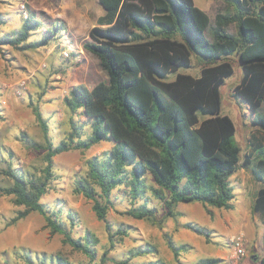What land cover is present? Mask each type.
Here are the masks:
<instances>
[{
  "label": "trees",
  "instance_id": "1",
  "mask_svg": "<svg viewBox=\"0 0 264 264\" xmlns=\"http://www.w3.org/2000/svg\"><path fill=\"white\" fill-rule=\"evenodd\" d=\"M99 1L104 14L84 46L99 57L108 80L93 88L83 84L71 87L64 98L71 113L70 129L57 143L50 137L49 124L39 107H34L46 143L33 147L45 150L44 165L27 172L10 161L3 173L12 184L0 186V191L12 196L13 204L20 207L9 225L40 213L51 232L64 235V243L95 259L98 237L89 230L73 235L79 223L77 213L57 204L47 206L42 199L51 187L57 154L111 141L113 147L90 157L87 173L75 181V192L92 199L96 216L105 222L109 241L101 257L104 263L115 259L111 250L129 234L123 228L114 231L108 221L116 188L133 203L142 200L126 209V214L159 225L177 218L180 202L199 201L210 215V207H234L230 178L238 169L241 147L235 141L233 119L221 114L220 92L234 69L228 60L217 61L226 54H238L243 76L235 93L248 103L253 124L264 129V0H225L234 13L219 12L213 25L195 0ZM234 22L236 33L228 29ZM39 30L43 32L40 39L31 40ZM66 30L63 21L47 24L35 12H28L20 28L0 34V49L7 45L36 49L61 39ZM193 52L206 61L199 76L178 72L173 80L160 77L190 65ZM199 111L210 116L201 119ZM250 143L252 151L243 162L246 166L256 153H264V135L253 133ZM252 174L264 182V156L252 166ZM151 196L162 204L163 217H158L156 206L149 205ZM253 211L264 214V186L258 190ZM183 226L206 237L211 233L192 221ZM168 245L175 256L181 254L172 239ZM20 252L27 264H72L61 253L33 257L29 251ZM158 253V247L148 243L130 248L120 262L133 264L134 257L152 254L153 260L141 264H167ZM218 261L206 257L200 264Z\"/></svg>",
  "mask_w": 264,
  "mask_h": 264
},
{
  "label": "rangeland",
  "instance_id": "2",
  "mask_svg": "<svg viewBox=\"0 0 264 264\" xmlns=\"http://www.w3.org/2000/svg\"><path fill=\"white\" fill-rule=\"evenodd\" d=\"M195 2L209 14L212 25L219 12L234 13L233 6L225 0ZM28 12H35L36 16L47 24L57 20L63 21L67 30L61 39L51 40L49 44L36 49L23 50L8 45L3 50L0 49V186L12 184L3 173L10 161L27 172L37 171L44 165L45 150L33 147L46 143L34 113L35 106L39 107L47 120L49 135L57 143L66 137L70 129L71 113L64 98L69 95L71 87L83 84L93 88L100 81H107L109 78L99 57L84 46L86 41L91 40V29L98 25L99 17L104 14L99 0H2L0 34L20 28ZM228 29L236 33L237 23H231ZM42 33V30H39L33 33L30 39L38 40ZM191 57L190 65H183L178 71L160 77L173 80L178 72L199 76L206 61L194 52ZM221 60L230 61L234 69L220 88L221 114H227L233 119L236 125L235 141L241 147L238 169L230 178V186L235 194L234 207L226 211L239 215L240 190L246 187L249 192L253 188L264 186L263 181L253 177L252 166L255 163L247 168L253 179L240 182L242 161L246 154L252 151L251 135L256 133L261 137L264 135V129L253 124V114L248 103L235 93V87L243 76V66L238 54H226L217 62ZM199 115L201 119L210 116L204 111H199ZM81 119L84 120L85 117ZM112 147L111 141L102 140L85 150L73 149L57 154L54 157L55 175L49 191L42 199L47 206L57 204L66 210L71 208L77 213L79 223L73 235L77 237L89 230L98 237L95 259L64 243V235L51 232L45 226V219L40 213L33 212L9 225V219L20 207L13 204L12 196L4 195L0 191V264H27L21 250L24 253L29 251L33 257L42 253H61L72 264H125L120 261L127 257L130 248L148 243L158 247V256L167 264H200L201 258L208 257L209 251L215 250L218 245L228 244L230 235L240 233L237 227L229 228L225 233L219 231L222 234L211 231L209 245L202 243L193 246L194 240L199 238L196 233L184 228V223L192 221L211 227V224L216 222V219L207 214L201 202H180L177 206L180 213L177 218H168L159 225L126 214V209L133 204L139 205L142 200L133 203L122 189L116 188L113 193L114 204L108 212V221L114 231L123 228L129 231V234L116 242V246L111 250L110 255L115 259L102 263L103 251L108 247V231L105 222L96 216L94 201L75 192V181L87 173L90 157L100 155ZM255 156H264V153L258 152ZM150 181L153 182L151 177ZM149 205L158 208L159 218L165 215L162 204L156 198L151 196ZM168 239H172L182 249L179 256L174 255L168 245ZM154 258L152 254H147L134 257L131 262L141 264Z\"/></svg>",
  "mask_w": 264,
  "mask_h": 264
},
{
  "label": "crops",
  "instance_id": "3",
  "mask_svg": "<svg viewBox=\"0 0 264 264\" xmlns=\"http://www.w3.org/2000/svg\"><path fill=\"white\" fill-rule=\"evenodd\" d=\"M261 158H263V156L254 155L252 157L253 162L251 163V165L257 162ZM244 159L241 165V168L243 170L240 171V179H241L240 182L253 179V177L249 175L248 173L249 171H247V168L251 165H247V166L244 165L243 163ZM261 187L262 186L258 188H253V190L249 192L247 191L246 187L240 190L239 215H236L234 213H227L226 210L228 209L210 207V209L212 210L211 218L216 219V222H213L211 224V227H207L210 231H215L222 234L225 233L224 231L229 228L236 229L237 227V229L240 230V233L245 234V246L247 253L241 259L240 264H262V258L264 256V214L261 212L253 211V205L256 200L258 190ZM207 214L209 213L207 212ZM219 231H221L222 233ZM233 235L234 234L228 237L229 238L228 244L218 245L215 250L208 252V257L219 259V261L216 264H231L230 261V255L232 253L231 237ZM197 236L199 239L194 240L193 246H199L202 243L205 244V246L206 244L207 245L210 244L209 237H202V235L200 234H197ZM218 243H222V242H218Z\"/></svg>",
  "mask_w": 264,
  "mask_h": 264
},
{
  "label": "built area",
  "instance_id": "4",
  "mask_svg": "<svg viewBox=\"0 0 264 264\" xmlns=\"http://www.w3.org/2000/svg\"><path fill=\"white\" fill-rule=\"evenodd\" d=\"M231 244H232V253L230 255L231 264H240L241 259L247 253L245 246V234L244 233L234 234L231 237Z\"/></svg>",
  "mask_w": 264,
  "mask_h": 264
}]
</instances>
